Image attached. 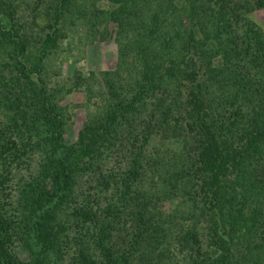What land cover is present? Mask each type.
<instances>
[{"label":"trees","instance_id":"obj_1","mask_svg":"<svg viewBox=\"0 0 264 264\" xmlns=\"http://www.w3.org/2000/svg\"><path fill=\"white\" fill-rule=\"evenodd\" d=\"M24 1L33 11V21L41 15L48 31L32 53L28 35L21 38L16 31L18 0H0V51L7 43L17 47L12 77L2 74L8 67L0 60V108L6 112L2 111L6 122H0V264H62L64 255L70 257L65 264H150V259L132 260L135 244L120 233L117 248L108 251L104 239L88 231L103 222L113 228L109 224H118V215L129 216L140 228L133 235L136 243L152 223L149 196L162 185L169 194L176 190V185H170L171 165L157 166L162 156L159 148L151 157L143 156L135 123L147 129L172 125V131L191 139L188 162L171 163L181 172L192 168L189 199L193 205L186 216L192 218L190 212L199 209L196 223L208 224V238L202 239L197 224L191 223L184 229L186 236L178 240L179 251L188 246L195 252L189 253L188 264H240L244 251L251 264H264V29L252 18L255 10L264 11V0H110L118 4L110 11L95 10L94 0H80L81 4L75 0ZM63 11L83 17L93 32L102 33L97 25L103 19L114 20L117 30L133 29L130 49L139 48L137 58L144 64L146 78L131 87L134 104L118 94L69 145L63 141V118L49 91L44 84L39 91L33 90L32 78L33 71L42 68L41 56L57 46ZM26 55L34 58L27 72L19 59ZM166 59L163 68L159 62ZM148 71L152 73L147 77ZM12 81L32 88L22 94L13 92ZM148 98L154 101L145 111L142 107ZM33 100L37 101L29 106V114L25 103ZM143 113L141 123L138 116ZM118 117L127 122L122 130L127 140L132 139L131 147L109 154L121 171L112 172L106 180L97 178L95 186L73 189L71 176L82 167V158L102 155L99 149H90L92 143L94 148L101 147L94 143L100 140L97 132L92 140L93 132L99 130L93 122L105 121V132ZM34 155L37 161L32 167ZM29 167L35 171L16 179L17 172ZM154 172L157 179L149 190H133L140 175L149 173L151 178ZM94 188L110 198L105 212L112 218L103 216L98 221L91 208L96 201L91 196L98 193ZM75 202L79 218L73 225L86 224L84 231L94 240L92 251L81 246L75 234L72 238L62 234L61 206ZM207 241L212 250L202 251V242Z\"/></svg>","mask_w":264,"mask_h":264},{"label":"rangeland","instance_id":"obj_2","mask_svg":"<svg viewBox=\"0 0 264 264\" xmlns=\"http://www.w3.org/2000/svg\"><path fill=\"white\" fill-rule=\"evenodd\" d=\"M76 1L81 4L80 0H75V2ZM117 6L118 4L116 2L111 3L110 0H94L95 10L110 11ZM15 17L16 19L14 21L16 22L17 33L21 38L25 33L28 35L27 37L30 41L28 48L32 53H35V48L39 46L41 38L48 31V28L45 26L46 21L41 18V15H37V17L34 16L35 21H33V11L24 0H18V9L15 13ZM252 18L264 29L263 10H255L252 13ZM105 21L104 19L102 21L99 20L97 28L102 33H97L92 31L89 22L83 19V17L78 18L73 15L70 16L67 11H63L60 23L62 29L60 31L57 46L51 49L47 54L41 56L40 62L42 68H40L39 72L33 71L34 76L31 74L36 84L33 90L39 91L41 85L44 84L49 91L51 102L55 105L61 118H63L64 131L62 138L65 144L68 145L78 140L79 132L85 124H88V122L94 120L96 115L102 114L104 110L108 109L107 107L110 106L109 103L112 104L116 100L115 97H117L118 94H122V97L125 99L129 98V101H133L132 104H134L135 99L134 95L130 92L131 87L132 89L134 88L136 81L144 83L146 79L145 76L142 75L144 64L139 63L142 61L137 58V56H140L137 54V51L140 52L139 48L130 49L129 42L134 36L133 29L125 27L117 30V23L114 20L108 19L106 22ZM7 45L8 46H6L4 50L0 51V60L6 62L7 64L1 65H6L8 68L1 72L3 75L10 78L12 77L14 62L16 60L17 47L14 43H7ZM9 56L12 57L9 58ZM19 59L25 66V70L31 67L30 65L34 60L31 55H26V59L20 56ZM168 61L169 60L166 59V61L159 62V64L164 68L168 64ZM159 64L155 65L158 66ZM151 73L152 71H148L147 77L150 76ZM118 75H121V77ZM39 76H41L42 81L41 78L39 79ZM28 88L29 85L25 82L16 83V81H12L10 84V90L21 94L24 89ZM30 88H32V85ZM158 96H160V94H158ZM180 98L183 97L181 96ZM36 101L37 100H33L25 103L28 106L27 113L32 114V112H28L29 106L36 103ZM152 101H154V99L150 101L148 98L146 105L142 107L143 110L146 111L150 109ZM112 108L113 105L110 109ZM2 111L6 113L5 109L1 110L0 108L1 123L6 122L5 115ZM143 117L144 113L138 116V120L141 123H144L141 121ZM125 123L127 122L118 117V120L114 121L107 128V131L102 132L104 131L105 121L93 122L99 130L93 132L92 140L95 132H97L100 140L98 142L94 140V143L101 147L94 148L92 143L90 149H99L102 155H100V157L85 155L82 158V167L76 169L71 176L73 189L79 191L84 187L88 188L95 186L97 178L104 177L106 180L112 172L121 171L114 165L112 162L113 157L110 155H115L118 151L122 152V150H125L124 148L131 147L130 143H132V139L129 138L127 140L126 133L122 130ZM135 125V131L139 132L140 135L137 145H143V156L151 157L155 149H157V147L159 148L162 152V156L159 157L160 161H158L159 163L157 166L164 167L171 165L170 171L172 176L170 185L173 187L176 185V187H174L176 190H172L169 194L164 189V185H162L156 187L155 193L149 196L147 203L148 207L152 209V223L148 225L145 235H142L141 239L136 242L137 244L134 241L135 238H133V235L135 232L140 233V228L134 225L132 218L129 216L121 217L118 215V224H109L113 228H110V226L108 227L106 222H103L102 226L93 228L92 230L88 228L89 234L92 236L95 235V237L97 236V239L103 238L105 245L109 248L108 251H112V248H117L116 237L120 233L121 236L126 238L128 243L135 244L134 251L132 252V260L136 262L138 260L146 262L150 259V264H183L184 262L188 264L189 253L195 254V252L188 246L186 248L187 250L179 251L178 240L181 236H186V230L184 229L191 223H196V216H199L201 211L199 209L197 212L196 210H192L190 213H193L194 216H192V218H187L186 213L188 210L190 211L193 205L192 201L189 199V191L192 184V168L186 166L187 168L181 172V170L178 171L171 163L173 161L177 166L182 165L184 161L188 162L186 157L188 156V151L192 149L189 146L191 139L184 133H177L176 131L175 133L172 131V125L160 129H147L146 126L138 123H135ZM144 135L146 137L145 139L143 138ZM105 137H107V139H105ZM120 142L123 144L118 146ZM186 144L187 146H185ZM183 146L184 149L182 150ZM121 147H123V149L115 150L114 152L115 148ZM33 157L32 167L36 164L37 155ZM102 157L104 158L99 160ZM27 169L28 170L24 169L23 171L17 172L18 177H16V179L21 175L27 176L28 171H35L31 170L30 167ZM145 174L146 175H140L138 180L133 183V190H135L136 187L140 189V192L150 189L153 181L157 179V174L154 172L151 178L149 177V173ZM111 184L114 186L113 182H111ZM101 186L102 185H99L96 188ZM96 188H94L95 191L93 192L98 191L97 196H91V198L96 199L95 202L91 203L92 210L97 212L99 216L98 221L103 216H106L105 219L112 218L109 213L105 212V209L108 208L110 198H106L104 194ZM104 192L111 195L110 191ZM78 204L79 203L76 202L75 205L71 203L68 205L62 204L61 219L64 226L62 234H66L71 238L75 234L76 239L81 240V246H89V250L92 251L94 250V245L92 243L94 240L90 238L89 234L85 233L84 229L86 228V224H84L85 227L82 225L80 228H76L73 225L74 220L77 219V217L79 218ZM200 206H202V204H200ZM74 207H77V214L74 212ZM205 217L207 219L208 216ZM206 223L205 221L196 223L199 232L202 233L200 235L202 239L207 236L206 226H208V224ZM122 226H124V229L120 231ZM203 235H205V237ZM211 250L212 245L209 241L202 242V251ZM16 251L20 252L19 250ZM98 252L96 251L95 254H99ZM245 254L246 251L243 252L240 264L242 262L244 264H251L252 261L246 256L247 254ZM240 257L241 254L239 253L238 258ZM64 261H70L69 255H64L63 262ZM63 262L62 264H65V262Z\"/></svg>","mask_w":264,"mask_h":264}]
</instances>
